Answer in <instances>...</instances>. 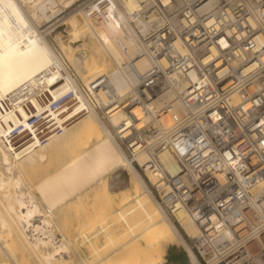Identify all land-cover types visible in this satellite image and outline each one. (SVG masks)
I'll use <instances>...</instances> for the list:
<instances>
[{
  "label": "bare ground",
  "instance_id": "obj_1",
  "mask_svg": "<svg viewBox=\"0 0 264 264\" xmlns=\"http://www.w3.org/2000/svg\"><path fill=\"white\" fill-rule=\"evenodd\" d=\"M79 1L0 0V264H221L222 235L161 211L115 138L124 111L104 119L91 89L104 75L121 101L151 65L137 0Z\"/></svg>",
  "mask_w": 264,
  "mask_h": 264
},
{
  "label": "built area",
  "instance_id": "obj_2",
  "mask_svg": "<svg viewBox=\"0 0 264 264\" xmlns=\"http://www.w3.org/2000/svg\"><path fill=\"white\" fill-rule=\"evenodd\" d=\"M126 16L151 65L121 101L96 77L100 115L124 111L115 138L162 212L220 233L221 264H264V0H137Z\"/></svg>",
  "mask_w": 264,
  "mask_h": 264
},
{
  "label": "rangeland",
  "instance_id": "obj_3",
  "mask_svg": "<svg viewBox=\"0 0 264 264\" xmlns=\"http://www.w3.org/2000/svg\"><path fill=\"white\" fill-rule=\"evenodd\" d=\"M81 1V0H80ZM79 1V2H80ZM51 22H53V21H51ZM50 23V22H49ZM49 23H47V24H49ZM46 24V25H47ZM44 27H42V29H43ZM57 28V29H56ZM58 29H61V26H59V27H55V30H58ZM54 34V31H52V32H50V34L49 35H47V37L49 38V39H52V34ZM52 35V36H51ZM127 172H124V182L119 186V187H114L113 188V192H120L119 190L121 189V188H125V187H127L128 186V182H129V176H128V174H126ZM194 251L196 252V254H197V256L200 258V261H201V263L202 264H205L206 262H205V259H204V257L201 255V253H199V252H197L196 250H195V248H194ZM34 264H37V263H34Z\"/></svg>",
  "mask_w": 264,
  "mask_h": 264
}]
</instances>
